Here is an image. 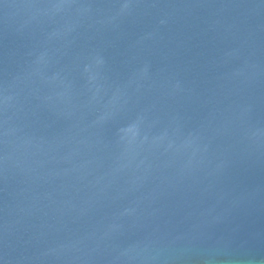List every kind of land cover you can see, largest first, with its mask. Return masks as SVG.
I'll list each match as a JSON object with an SVG mask.
<instances>
[{"label": "water", "instance_id": "water-1", "mask_svg": "<svg viewBox=\"0 0 264 264\" xmlns=\"http://www.w3.org/2000/svg\"><path fill=\"white\" fill-rule=\"evenodd\" d=\"M0 264H264V0H0Z\"/></svg>", "mask_w": 264, "mask_h": 264}]
</instances>
